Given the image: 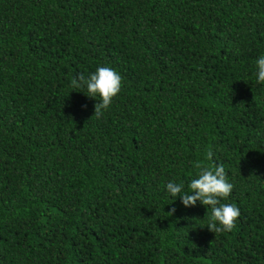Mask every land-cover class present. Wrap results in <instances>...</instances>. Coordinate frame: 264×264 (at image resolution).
Here are the masks:
<instances>
[{
  "label": "trees",
  "instance_id": "obj_1",
  "mask_svg": "<svg viewBox=\"0 0 264 264\" xmlns=\"http://www.w3.org/2000/svg\"><path fill=\"white\" fill-rule=\"evenodd\" d=\"M261 55L264 0H0V264H264ZM101 66L96 118L71 82ZM197 161L234 186L230 232L167 191Z\"/></svg>",
  "mask_w": 264,
  "mask_h": 264
},
{
  "label": "clouds",
  "instance_id": "obj_2",
  "mask_svg": "<svg viewBox=\"0 0 264 264\" xmlns=\"http://www.w3.org/2000/svg\"><path fill=\"white\" fill-rule=\"evenodd\" d=\"M256 69L257 83L264 84V55L256 60ZM71 86L73 88H86L85 94L97 100L94 105L93 117L99 118L104 111L110 108L114 98L120 93L122 76L114 68L101 66L89 77L80 74L72 80ZM84 107L87 106L84 105ZM212 158L213 153L209 150L206 153V159L212 160ZM194 167L198 170V178L191 180L188 190H185L183 182H169L166 186L168 193L172 197L179 198L185 207H194L197 202H200L207 208V213L210 208L211 214L208 217L207 228L215 235L232 231L241 213L235 204L221 203L222 200H227L230 197L234 187L227 180L224 165L214 164L209 167L197 161ZM175 212L176 209L172 208L168 212L169 217Z\"/></svg>",
  "mask_w": 264,
  "mask_h": 264
}]
</instances>
